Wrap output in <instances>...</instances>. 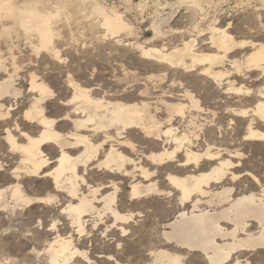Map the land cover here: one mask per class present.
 I'll list each match as a JSON object with an SVG mask.
<instances>
[{"label":"bare ground","instance_id":"6f19581e","mask_svg":"<svg viewBox=\"0 0 264 264\" xmlns=\"http://www.w3.org/2000/svg\"><path fill=\"white\" fill-rule=\"evenodd\" d=\"M125 1L132 3V0ZM146 1L148 0H141L139 8H145L148 5ZM186 2L197 18L198 15L203 17L205 9L216 4L215 0ZM260 5L264 8V0L260 1ZM81 19L103 28L105 37L116 38L122 33L133 34V26L119 9L110 7L103 0H58L56 3L51 0H0V128H3L5 135V144L1 146L7 149V154H19L18 163L10 169L11 177L5 173L12 164L0 160V165L3 166L1 180L12 181L6 190L0 189V207L8 205L5 200L7 193L17 204L13 196L19 195V191L14 190L24 192V176L39 178L44 181V185H50V181L54 185V202L58 199L56 193L67 198L62 206V214L67 216L71 226L76 229L77 236L83 238L89 234L87 224L90 220L87 218L91 217L94 230L100 231L101 226L105 225L104 236H114L119 231L122 237H126L133 216L117 211L119 184L113 179L107 184L93 186L81 172L102 169L115 178L127 175L135 178L139 173L143 180H136L131 184L132 201L147 198L149 195H172L177 192L183 207L176 220L168 224L169 231L163 233L167 241L175 244V251L162 247L151 250L149 255L153 259L152 264H174V257L181 253L188 257L187 264H196V259L203 264H234L233 257H240L241 264H245L243 258L249 253L242 249L264 245V192L260 195L251 192L233 197L234 189L224 186L223 182L228 177L233 182L241 177L236 171L239 165L234 162V159L242 157L239 151L214 148L210 144L204 153L193 149V136L190 134H194V131L191 128L197 126L195 121L205 111L190 90L184 88V93L175 98L173 96L172 100L160 99L165 110V114L160 115L162 107L159 109L158 103L153 109L152 104L144 99L131 102L132 100L128 101L125 97L120 99L121 96L119 99L110 98V91L97 88L93 84L96 83L95 80L88 83L79 81L71 66L66 67L69 71L65 78V89L56 92L49 79L38 75L39 70L35 65L33 67L34 62L31 61L27 66L19 63L21 43L37 57L42 56L41 59L45 53L56 60H62L55 39L62 36V28L75 39V34L80 32V29L76 32L75 27ZM201 21L194 22L196 25L192 28V33L197 37L183 40L178 46L145 48L138 44L137 47L146 59L176 72L196 73L204 80H212L218 87H222L223 94L233 98L236 96L238 101L250 102V108L239 111L233 109V114L237 117H248L252 113L250 123L259 121L257 113L264 105V96L260 94L264 90V35L255 36L253 40L242 39L243 36L237 34L230 38L229 29L221 27V21L214 20L209 25L208 32L201 28ZM156 24L153 28L159 34L162 33ZM260 27L264 29L261 23ZM199 42L203 46H199ZM25 68L27 70L24 72ZM33 74L40 77V83L35 87L42 88L45 85L51 92L50 96L41 98L36 94L32 84ZM245 77L259 84L247 87L243 81ZM260 80L263 81L259 82ZM25 81L29 91L23 93L21 88ZM13 99L16 100L17 107L10 104ZM20 99L28 103L19 105ZM53 100L59 103L52 104ZM193 100L197 102L196 106H193ZM33 105L41 114L35 123H30L29 118L35 116ZM52 106L59 110V117H50L54 113L50 111ZM21 111L23 115L18 117ZM244 112L248 115H239ZM207 113L206 111L205 114ZM185 122L188 124L181 130ZM41 124L44 125L42 130ZM255 124L253 123V127ZM260 124L264 126V122ZM10 134L15 141L16 150L14 144L9 142ZM248 135L247 129L246 136ZM138 139H141L139 145L136 144ZM144 144H147V148ZM130 146H134L135 150ZM57 152L58 157H52ZM53 162L63 166L59 180L57 170L52 168ZM204 162L210 165L208 171L201 170ZM128 166L133 168L131 172ZM45 167L51 175H40ZM163 173L171 189L167 193L156 180L162 178ZM246 175L256 183L259 182L258 177L250 173ZM168 177H173L180 186L174 185ZM221 184L219 190L217 186ZM83 186L87 188V192L83 190ZM153 187L155 191H150L149 188ZM25 196L31 203L20 204L31 206L35 203L36 198L26 194ZM45 198L42 197L41 200ZM205 198H208L206 203L210 209L201 208ZM188 203L192 204L190 213L186 211ZM69 209L78 211L72 212ZM109 215L111 226H106L108 222L104 223V220ZM121 215L131 216V219L125 222L117 218ZM48 245L49 264H88L79 253H86L91 264H94L86 250L75 246L72 235L63 237L58 234ZM260 254L262 253L256 252L252 257L257 258ZM179 264H185L183 256Z\"/></svg>","mask_w":264,"mask_h":264},{"label":"rangeland","instance_id":"374dc122","mask_svg":"<svg viewBox=\"0 0 264 264\" xmlns=\"http://www.w3.org/2000/svg\"><path fill=\"white\" fill-rule=\"evenodd\" d=\"M51 1L56 3L58 0ZM103 1L110 7L115 6L119 9L133 26V34L122 33L116 38L105 37L103 28L95 27L91 22L81 19L77 27L74 25L76 32L77 29H80V32L75 34V39L63 28L61 30L62 36L55 39V45L60 51L62 60H56L45 53L41 59L42 56L37 57L31 52V49L21 43L22 53L18 55L19 63L27 66L31 61L34 62L33 67L35 65L39 70L38 75L49 79L53 90L56 89V92H62L65 89V78L69 71L66 67L71 66L74 68V75L79 81L88 83L95 80L96 83L93 84L98 86L97 88L102 91L106 90L105 92L110 91L108 92L112 96L110 98L121 96L120 99L125 97L128 101L129 99L132 100L131 102L144 99L152 104L153 109L158 103L157 107L159 109L162 107L160 115L165 114L164 106L161 103L162 99L172 100L173 96L175 98L181 93L183 94L184 88L190 90L200 101L205 111L198 116L200 117L197 118L199 120L195 121L197 126L194 129L191 128L192 132L194 131V134H190L193 136V149L204 153L210 144L214 148L221 147L231 151H239L242 153V157L234 159V162L239 165L236 171L241 177L235 182L228 177L223 182L224 186L234 189L233 197L248 195L251 192L260 195L261 192H264V141L244 139L247 134V125L252 119L250 116L252 113L248 117H237L233 114V109L237 111L248 109L251 107V103L238 101L236 96L233 98V96L223 94L222 87H218L212 80H204L196 73L176 72L155 61L146 59L137 47L138 44L145 48L178 46L182 44L183 40L197 37L192 33L194 31L192 28L195 27L196 22L200 23L201 20L203 21H201V28H205L207 32L209 25L216 20L217 22L221 21V27H224L226 22L231 23L235 28V35L243 36L242 39L253 40L252 38L255 36L264 35V29L260 27V23L262 26L264 25V8L260 5L262 0H215L217 5L206 8L205 15L203 17L198 15V18L188 8L189 4L186 0H148L146 1L148 5L143 9L139 8L141 0H132V3L125 0ZM208 14H210L209 17ZM205 18L207 21H204ZM154 24L159 25L162 33L159 34V31H155ZM200 45L203 46V43L199 42ZM26 70L25 68L24 72ZM243 81L247 87H255L259 84L247 77ZM179 84H183L184 87L181 88ZM27 85L28 83L25 81L21 88L23 93H26L25 86ZM244 99L246 98L244 97ZM23 102L28 103L21 99L18 101L19 105ZM55 102L59 103L57 100H53L52 104H56ZM185 102L187 103V101ZM10 104L17 107L16 100L10 101ZM52 107L50 111H54V113L50 117H59L61 115L59 110L55 106ZM206 111L207 114H205ZM22 112L19 113L18 117L23 115ZM194 114L197 113L194 112ZM187 120L189 121V119ZM187 124L188 122H185L184 126H181V130ZM254 127L264 128L260 123H256ZM3 133L1 127L0 146L5 144ZM140 141L141 139H138L136 144L139 145ZM143 146L147 148V144ZM56 156L54 154L52 157ZM0 158L9 165L12 164L5 173L6 176L11 177L10 169L18 163L19 154H7V149L1 146ZM202 164V171L210 169L208 162ZM128 169L130 172L133 170L131 166H128ZM246 173L258 177L259 182L256 183ZM81 174L85 175L87 181L93 186H100L107 184L110 180H116L120 186L117 204L120 213L133 216L129 224L128 236L122 237L119 231L117 232L115 229L116 234L114 236L106 237L103 235L106 230L105 225L102 223V229L96 231L92 226V218L88 217L87 220L90 221L87 224V232L89 234L80 238L76 235V229L71 226L67 216L62 214V206L67 202V198L61 193H56L58 199L53 204H36L35 206L15 204L11 195L7 193L5 200L8 201V205L0 207V264H49L48 244L58 234L63 237L72 235L75 246L80 250H86L94 264H152L153 259L149 255L151 250L162 247L175 251V244L167 241L163 233L169 231L168 224L175 221L180 212L183 211L179 193L173 192L172 195L162 196L149 195L147 198L132 201L130 197L131 184L136 180H143L139 173L136 174L137 176L135 175L136 179L133 178V175L120 176L117 179L102 169L92 172L82 171ZM161 176L162 178L156 180L161 189L167 193L171 189L165 180L166 175L163 173ZM1 179L2 176L0 175V189L6 190L12 181ZM37 180L40 179L24 176L22 187L27 196L31 192L32 195L29 197L36 198V193L41 190L46 192V196L55 194L53 192L54 185L51 184V181L50 185L46 183L44 185V181L41 180L42 183L38 185ZM221 187L222 184L217 186L219 190ZM83 190L87 192L85 186H83ZM207 199H203L201 208L210 209L206 203ZM226 206L224 205V207ZM217 207L221 208V206ZM191 209L192 204L188 203L186 211L189 212ZM33 219H35V224H33ZM106 222H108L106 226H111L110 215L105 218L104 223ZM54 223L56 224L55 230L52 228ZM118 244H121L119 248ZM108 256H113L114 259L109 260ZM251 259L253 263L261 264L264 261V254H260L257 258L251 257ZM196 264H203V262L196 259Z\"/></svg>","mask_w":264,"mask_h":264},{"label":"snow or ice","instance_id":"6c2138e0","mask_svg":"<svg viewBox=\"0 0 264 264\" xmlns=\"http://www.w3.org/2000/svg\"><path fill=\"white\" fill-rule=\"evenodd\" d=\"M226 27L229 29V32H228V36L231 38V37H234L235 36V28L232 24H228L227 22L225 23ZM224 25V27H225ZM150 34V33H149ZM61 63H63V61H60ZM203 62V61H201ZM40 77L36 74H33V77H32V84L34 85L33 89L35 90L36 94H38L41 98H44L46 96H50L51 95V92L49 90L48 87H46L44 85V87L42 88H37L35 87L36 84L40 83ZM180 87H183V85H180ZM25 91H29V89L27 88V86H25ZM261 96H264V90H261ZM251 95V94H249ZM189 99H191V97H189ZM196 101L193 100V106H196ZM33 111L35 112V116L33 117H30L29 118V122L30 123H35L36 122V119L37 117L40 116V111L38 108H36L35 105H33ZM229 111H232V109H229ZM47 115V114H45ZM239 115L241 116H247L248 113L244 112V113H239ZM257 115L259 116V121H253V123H261V122H264V105L261 106V111L259 113H257ZM253 123H249L247 125L248 127V133L249 135L248 136H245L244 139H261V140H264V128H255L253 127ZM44 125L41 124L40 125V128L41 130L43 129ZM10 143H13L14 144V150L15 149V141L13 138H11V134H10ZM133 148V151L135 150V147L134 146H130ZM57 157L59 155V153L57 152ZM239 155V154H237ZM150 159H153V158H150ZM62 165L58 166L55 162L52 163V168L56 169L57 172H56V175H57V179L59 180V173L61 172L62 170ZM105 168L107 167L106 165L104 166ZM3 174V166L0 165V175ZM51 175L49 169L47 167H45L44 169L41 170V173L40 175ZM150 175V173L148 174ZM235 178V177H234ZM168 179L176 186H180L179 182L174 180L173 177H168ZM40 183H42L41 180H37V184L39 185ZM57 187V192H58V185L56 186ZM150 191H155V188H149ZM14 191H19V195H15L13 196V199L16 200L17 204H20L21 202H24V203H31L30 201L27 200L26 196H25V193L24 192H21L20 190H14ZM29 196L32 195L31 192L28 193ZM41 197H46L45 199L41 200ZM135 198V196L133 197ZM56 199V196L55 195H47L46 196V192L41 190L39 191L38 193H36V199H35V203L32 204V206H35L36 204H52ZM69 211H72V212H77L78 210L76 209H69ZM117 211L119 212L120 209H119V206L117 208ZM118 219H122L124 220L125 222H127L128 220L131 219V216H118L117 217ZM33 224H35V219H33ZM53 228L56 227L55 224L52 225ZM126 234V233H125ZM119 246V245H117ZM242 250H245L249 253L248 256L244 257L243 260L245 262V264H252V255H254L256 252H260L262 254H264V245H261L260 247H249V248H246V249H242ZM186 251V250H185ZM79 256H83L84 259L86 261H88V264H91V261L90 259L88 258V255L86 253H79L78 254ZM184 257L185 259V264H187V256L184 254V253H181L180 255L174 257V264H179L180 262V259L181 257ZM109 260H112L114 259L112 256H109L108 257ZM234 260V264H241V258L240 257H233L232 258Z\"/></svg>","mask_w":264,"mask_h":264}]
</instances>
